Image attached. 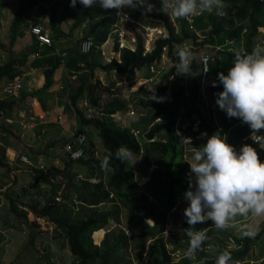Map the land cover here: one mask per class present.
Returning a JSON list of instances; mask_svg holds the SVG:
<instances>
[{
  "label": "trees",
  "instance_id": "trees-1",
  "mask_svg": "<svg viewBox=\"0 0 264 264\" xmlns=\"http://www.w3.org/2000/svg\"><path fill=\"white\" fill-rule=\"evenodd\" d=\"M38 1L40 0H19L18 7L9 25L10 46L7 48V44H4L2 40L0 41L1 50L8 53V58L0 63V85L6 79L8 80L21 73L20 66L26 62L27 56L32 51H37L35 43L31 42V46L25 47L26 49L21 50L16 57L12 47L17 37H19V33L28 25L29 11ZM41 1L47 6H41L39 11L42 14L49 11L52 16L50 27L54 39H60L64 36L71 37L75 29L86 23L83 34L78 38L76 37L78 48L73 50L65 65L70 72L76 74L69 93V100L74 107L77 118L78 129L76 133L90 132L88 129L92 127L96 130V134L101 141L100 156L96 155V150L91 149L94 142L90 140L89 145H86L85 142L84 156L76 161L88 165L93 171L97 170L101 177L97 181L88 182L85 179L92 177L93 172L90 171L89 176L82 180L85 183L88 182V184L80 187L77 200L87 205H98L101 202L108 201L111 202V205L108 209L84 215L81 214V211H72L70 208L72 206L67 200L59 204L53 203V195L58 189V184L50 182L45 175L46 172L41 170L43 181L51 185L47 193H52V196L42 206L29 204V211L17 212L13 210L16 216L23 218L29 228V244L36 249L35 241L39 234L46 231L39 228L34 219L30 217L29 214L32 213L31 215H38L52 222L53 230L46 232L54 233V236L57 235L61 239L62 246L67 245L69 252L74 257L70 264H95L96 262L98 264H215L217 256L225 251L230 253L232 264L242 259L249 247L264 232V222L255 239L242 238L241 235L233 233L227 235L222 231L220 233L224 237L222 241L230 236L229 240H233L237 247L220 246L211 251H205L203 248L195 254L193 259L186 258L185 254L178 259L173 257L174 250L186 251L188 247V238L182 228L178 227L177 229L176 226L172 225L167 233L163 232V228L166 218L169 217L167 214L171 213L174 208L181 209L180 212L183 214V210L187 206V201L183 197L189 186L188 173L190 166L187 161L191 160V158L190 160L186 159L187 144L194 143L196 150L212 134H219L232 144L250 131L247 124H243L238 118L229 119L224 111L216 113V120H214L210 111H207L209 112L207 114L204 108L197 104L199 101L197 84L201 72L200 55L208 53L219 57L220 60L212 64L213 70L210 80L206 79L205 82L207 99L216 101L215 94L222 91L223 87L217 81V74L219 72L227 73V69L233 61V51L216 49L215 46L223 43L226 38L232 40L238 37V32L241 31L242 26L233 28L236 18L249 16L250 23L247 30H249V33L257 30L258 25L261 23L256 20V11L261 8L260 0H224V3L227 4L224 8V16H218L216 12H213L194 17V24L196 21H200L204 29L207 27L209 29L203 31L202 38H199L196 31L189 28L186 20H176V30L171 19L166 14L158 11L161 0H150L151 3L155 4L157 11L147 14H142V9L139 7L135 9L128 8L127 11L135 20L143 21L146 25H151L153 19L162 22L166 29V35L156 38L152 50L143 55L144 40L138 32H135L137 41L135 50L131 51L123 48L120 51V62L111 59L104 63L101 61L100 49L96 45H101L107 39L111 23L115 18V10L104 11L99 6L84 8L81 4H76V7L73 8L70 7V0H66L63 8L59 10L61 0ZM58 11H60V19L56 20L55 16ZM66 15L73 18L68 32H64L60 26ZM205 16L209 20L208 18L206 20ZM38 21L39 19H34L31 23L34 24ZM88 36L92 38L95 46H93L91 52L83 54L79 45ZM184 41L194 47L191 48L195 56L192 61V71L196 74L186 76L185 80L182 75H178L176 90L170 100L164 99L163 102H156L149 100V98L154 89L158 97L164 96L168 88L167 78L171 73H176L173 67L176 62L171 64L168 70L163 71L159 81L138 84L136 92L140 96L139 102L145 108H149L150 112L145 118H142L143 128H141L138 136L132 133L131 126H122L111 116L116 111L126 109L124 102L117 98L105 102L102 113L87 115L86 108L97 109L99 107L98 103L102 93L96 86V82L100 83V81L98 79L94 81L95 69L99 68L104 72L114 71L118 77L128 72L133 75L134 70H138L144 65L150 63L161 65L162 46H167L169 53L174 46ZM245 45L248 47V41L245 42ZM47 59H49V66L43 70L44 88H48L52 84L54 70L60 63L57 56H51ZM213 81H217L216 87L212 86ZM100 89L105 91L107 88L101 85ZM185 90L188 91L187 95ZM13 98H0V111L10 109L14 103ZM81 99L86 101V108L77 105ZM144 99L148 101H144ZM182 109L184 110L182 111ZM192 115L200 119V130L207 133V136H204L205 139L199 144L195 143L194 136L197 134L196 132H191L193 140L185 143L183 136L178 135L174 130L177 116L193 122ZM135 125L139 124L136 123ZM188 130L189 128L183 130V133L185 134ZM121 146L131 149L135 154L134 156H142L143 164L146 167L154 166L148 177L141 180V184H138V180L131 170V163L120 162L114 155L109 157V152L115 153ZM257 151L259 155L262 152L261 149ZM62 156L67 166L73 163V161L67 160L63 154ZM105 160L109 161L107 164L109 171L107 172L105 168H102V162ZM0 165H2L1 157ZM110 193L113 194L111 198L109 197ZM11 202H14V200L11 199ZM122 210L126 211L128 218L126 225L120 222ZM148 219L153 222L151 223ZM111 221L115 223V226L102 232L101 229L107 227ZM180 223L188 227L184 219H181ZM176 224L178 225V221H176ZM123 226L129 229L132 228L133 233L128 236ZM196 227L198 229L208 228L207 231L211 232L215 230L211 226V221L198 224ZM36 229L37 232H35ZM170 231L172 232L170 233ZM1 234L0 232V236ZM99 236L101 239L99 243H96ZM169 244H171L172 249L168 247ZM131 249L133 250L132 253ZM144 250H146V256L141 261ZM127 251L128 253H126ZM134 251L136 252L134 253Z\"/></svg>",
  "mask_w": 264,
  "mask_h": 264
},
{
  "label": "crops",
  "instance_id": "crops-1",
  "mask_svg": "<svg viewBox=\"0 0 264 264\" xmlns=\"http://www.w3.org/2000/svg\"><path fill=\"white\" fill-rule=\"evenodd\" d=\"M63 2V0H61ZM60 1V2H61ZM261 8L260 10L256 11V20H258L260 25H258L257 30L253 33H249L247 27L250 23L249 16L246 17H239L236 18L233 23V28L242 26L240 32H238V37L236 39H225V41L221 44H217L215 46L216 49H227L232 50L238 49L242 52L247 51L250 52L252 50L254 42L264 34V0H260ZM47 6V4H44ZM227 4H225V7ZM60 10V9H59ZM30 12V11H29ZM49 14L50 12L47 11ZM46 12V13H47ZM60 11L57 12L55 19H60ZM37 16L43 15L40 11L36 13ZM51 15V14H50ZM198 16V15H196ZM195 16V17H196ZM207 16L205 19L207 20ZM209 20V18H208ZM73 18L71 16L66 15L63 21L60 23L61 29L64 32H68ZM88 24V23H87ZM29 25V24H28ZM28 25L27 27L23 28V31L19 33V37L15 40L13 44V52L17 57L19 52L25 47H30L31 42H34V37L28 32ZM194 25V31H196L199 38L203 37V31L207 30L204 29L203 24L200 21H196ZM84 26L86 23L83 24L81 27L75 29L73 35L70 37L64 36L60 39H54L53 31L51 30V37L53 38V44L51 46H35L37 51L31 52L27 58L26 62L20 66L21 74H23L24 78V89L20 92L19 96H14V103L10 109L3 111L0 117V147H1V163L0 165V207H4L6 205L7 210L13 214V210L17 212H25L29 211V204L32 201V197L38 194L36 191L39 192L41 195H47L46 192L51 187L48 183L43 181L42 175L43 172L34 173L32 172L28 166H33L32 164H39L42 163L46 167V176L53 183H61L65 181L62 176L58 174V177L53 175L54 171H57L64 176L63 171L66 170L67 164L61 153L59 154L61 159L64 161V166L60 164L59 157L57 155H49V151L54 147L56 143H60V148L62 147L63 143L69 140L78 129L76 113L74 107L71 105L69 100V93L70 87L72 85L73 80L76 78V74L70 72L65 63L67 62L68 58L71 57L73 50L78 48V42L76 37H80L84 32ZM204 29V30H203ZM209 30V29H208ZM205 35V34H204ZM248 41V47H246L245 42ZM111 39L108 38L107 41L102 45L100 50L105 53V47L108 46V52L110 53L113 48L111 45ZM51 56H57L60 59L59 66L54 70L53 73V82L48 88L43 87L44 83V73L43 70L49 66V59ZM8 58V53L6 51H1V63ZM104 56L101 55V60L103 61ZM41 61V62H40ZM108 61V60H105ZM40 64H39V63ZM104 63V62H103ZM168 70V68L166 69ZM165 70V71H166ZM135 70L133 71V82L130 85V90L128 96H122L118 98L120 101L124 102L126 106H129L130 109L128 110L127 114H122V111H116L112 114L113 117L119 118L120 123L122 126H131V128H138L141 130L143 128L142 118L147 116L149 112V108H145L141 105L140 96L136 92L138 87V83L135 82L137 79V75L135 74ZM162 73H159V79L162 76ZM96 71H94V76ZM173 74V75H172ZM172 75V76H171ZM149 76V75H148ZM176 73H171L170 76L167 78L168 80V88L164 94V98L170 100L172 94L176 90V80H177ZM143 78V77H142ZM158 78V77H157ZM98 79V78H97ZM6 81H3L1 84V99H9L11 97L4 95L3 87L6 84ZM102 81V80H101ZM125 82V78L119 82ZM130 81V80H129ZM127 82V81H126ZM105 86L106 84L102 82ZM113 98H109L108 96L106 102L114 99L117 97L116 93L109 94ZM101 97V95H100ZM103 99V98H102ZM101 98L99 99V107L97 109L86 108L87 103L84 99L79 100L77 105L81 108H86L85 112L88 116L93 115L92 112H96L98 114L102 113V107L105 103L104 100ZM144 101H148L144 99ZM198 101V100H197ZM138 102V104H136ZM211 105L214 108V114L212 117L215 119L216 113L222 111L218 108L216 101H210ZM197 104L204 108V111L207 112L206 109L207 103L204 101H198ZM187 108V107H186ZM134 109L135 113L133 115L137 116L136 120H128L127 115H129V111ZM185 109V107H184ZM182 109V111L184 110ZM126 116V117H125ZM132 116V115H129ZM133 122L138 123L139 125H132ZM136 126V127H135ZM140 126V127H138ZM87 136V135H86ZM89 138V135H88ZM87 138V140H88ZM205 139L204 136L195 138V143L199 144ZM199 141V142H197ZM90 142V138H89ZM89 145V143H87ZM194 143L187 144L186 149V159L190 160L191 154L195 151ZM89 147V146H88ZM98 147L96 143L94 146L91 147L92 150H95ZM260 149V148H259ZM258 149V150H259ZM61 151V150H59ZM19 155H25L30 163H25L19 160ZM44 156H52L51 165H47L44 163L42 157ZM138 156L137 158H139ZM260 160L264 161V150L259 155ZM31 158L37 159L34 163L31 161ZM154 167V166H151ZM151 167H146L143 164L142 158L138 160L135 169L133 171L134 176L137 180H143V178H147ZM89 172L92 173L93 181H97L101 174L96 170L93 171L91 168L88 169ZM106 172L109 171V168H105ZM77 175H82V173L78 172ZM65 177V176H64ZM71 178H68V180ZM41 198V197H40ZM39 198V199H40ZM11 199L14 202H11ZM69 201L72 203L74 200H77V194L72 191L69 193ZM12 203V204H11ZM32 204V203H31ZM38 204V203H37ZM111 205V202H101L98 205H95L98 210H105L108 209ZM42 206V205H41ZM92 205L82 204V207L79 205L78 209L80 211L84 210V208L91 207ZM181 209H173L171 213L167 214L169 217L171 216L174 221H177L178 216L182 213L180 212ZM183 215V214H182ZM254 223L259 224L260 227L264 222V217H255V216H248L245 218H241L236 221L235 227L239 228H231V230L224 231L227 235L229 233H233L236 235H240V231L244 225H252ZM22 227H24L28 233L29 237V228L25 224L22 219H18ZM151 223L153 222L151 219H148ZM181 221V220H180ZM245 221V222H244ZM121 224H123L122 218L120 220ZM243 223V224H241ZM252 223V224H251ZM255 224V225H256ZM111 227L115 226V223H111ZM119 225V224H118ZM175 228L178 227L185 229L187 228L185 225L181 224L180 222L177 224H172ZM125 226H123L124 228ZM1 228V226H0ZM108 228H102L101 230L105 232ZM208 229V228H205ZM2 230V228H1ZM175 230V229H174ZM37 232V229L35 230ZM172 231H170L171 233ZM176 233V232H174ZM221 232L214 230L213 232L207 231V235L209 240L205 243L204 249L205 251L214 250L220 246L228 247L230 244L224 239ZM165 235V234H163ZM169 235V234H168ZM229 238H231L229 236ZM12 239V238H11ZM101 238L96 243H99ZM13 240V239H12ZM232 240V239H231ZM55 241V245L52 243ZM61 239L56 235L53 236L51 239L52 250L54 253L58 254L61 253L64 256L70 254L67 245H61ZM233 241V240H232ZM1 244V243H0ZM170 247L171 244L169 245ZM168 246V247H169ZM237 247L236 243L233 242V245L228 248ZM172 249V248H171ZM173 253L175 259H178L180 256L184 255L186 251L181 250H174ZM18 253V250H17ZM127 253V252H126ZM145 253V254H144ZM5 255H8L6 250L4 251ZM143 257L141 261L145 259L146 250L143 252ZM14 258V257H12ZM235 264H264V232L260 234V237L249 247V250L245 254V256L235 261Z\"/></svg>",
  "mask_w": 264,
  "mask_h": 264
},
{
  "label": "clouds",
  "instance_id": "clouds-1",
  "mask_svg": "<svg viewBox=\"0 0 264 264\" xmlns=\"http://www.w3.org/2000/svg\"><path fill=\"white\" fill-rule=\"evenodd\" d=\"M84 8L99 6L104 11L116 10L121 14L124 8H141L142 14L157 11L150 0H79ZM77 0H70L75 8ZM224 0H161L158 11L170 19L190 20L194 15L216 12L223 14ZM176 75H195L192 71L194 53L187 44L175 48ZM217 81L222 91L216 93L218 108L226 116L238 118L250 129L254 143L264 150V34L257 38L250 52L233 49V61L227 73L219 72ZM217 81L212 86H217ZM155 89L149 100L163 102ZM207 136V133H201ZM120 162L135 164L142 158L134 159V153L126 146L119 147L115 153L109 152ZM108 160L102 162L106 168ZM188 173V189L184 192L187 206L183 218L188 227L183 229L188 238L185 256L193 259L209 240L207 229H198V224L211 221L218 232L236 226V221L248 216L264 217V161L251 144H243L239 151L219 134L208 136L205 143L191 154ZM261 228L259 224L244 225L241 237L255 239ZM215 264H232L229 252L217 256Z\"/></svg>",
  "mask_w": 264,
  "mask_h": 264
},
{
  "label": "built area",
  "instance_id": "built-area-1",
  "mask_svg": "<svg viewBox=\"0 0 264 264\" xmlns=\"http://www.w3.org/2000/svg\"><path fill=\"white\" fill-rule=\"evenodd\" d=\"M45 3L43 1H38L30 10L29 13V22H28V32L34 37V41L37 46H51L53 44V38L51 37V27L50 24L52 22V16L47 12L43 15L37 16L36 13H39L40 7L43 6ZM77 4L79 3V0H77ZM128 8H124L123 12L121 14H117L115 10V18L113 22L111 23L110 32L107 36V39H111V45L113 50L109 53L108 61L111 59H116L118 62H120V51L123 48L129 49L131 51H134L137 46L136 36L135 32H138L143 40H147V42L152 41V44L146 45L144 43V49L142 54H146L150 52L153 48V43L156 38L159 36L164 37L166 35V32L163 28L159 29L160 26L155 25H146L143 24L137 20H135L130 13L127 11ZM218 15V14H217ZM194 15L190 20H186L189 24V28L194 30ZM218 16H224V10L223 14H220ZM34 19H39L38 22L32 24L31 21ZM172 23L176 25V20L171 19ZM177 30V27H175ZM152 29H159V32L153 33ZM162 30V31H161ZM151 31V32H150ZM112 35V37L110 36ZM107 39L101 44L96 45L98 49L104 45V43L107 41ZM182 44H187L188 47L194 48L192 45H190L188 42L184 41L180 43L179 45H176L172 48V50L168 53L167 46H162L161 48V65H157L156 63H150L148 64V72L150 73L149 76H145L143 78H137L135 79L136 83H155L159 81V78H156L155 75L158 76L159 73L164 71V65L165 63L174 64L177 61V57L175 56V48L177 46H180ZM94 42L90 36L85 37L79 45L80 51L83 54H87L91 52L93 48ZM100 53L102 56H104V52L100 50ZM220 60L219 57L215 55H211L208 53H203L200 55V78L198 81L197 86V93L198 98L202 102L207 103L208 106H206V109L211 112V114H214V108L211 105L210 101L206 97V90H205V82H206V76L209 71L210 65L213 63H217ZM172 76V75H171ZM186 76H183V79L185 80ZM185 84V82H183ZM24 89V78L23 74L19 73L14 75L12 78L8 79L5 86L3 87L4 95L9 97L19 96L20 92ZM185 94H188V91L185 90ZM3 111H0V117L2 115ZM134 109H131L129 111V115L134 114ZM112 116V114H111ZM194 118V121L191 122L188 119H182L181 116H177L176 123H175V132L178 135L183 136V141L185 143H189L193 140V136L191 135V132H196L197 134L194 136L195 138L201 137V133H206V131L200 130V119L196 117L195 115H192ZM114 118V117H113ZM115 119V118H114ZM118 122V120H116ZM119 123V122H118ZM189 128V130L184 134L183 130ZM132 133L135 136H138L140 134V129L138 128H131ZM258 134H264V132L258 133ZM250 131L241 136L238 140L234 141L231 145H233L237 151H239L240 147L247 143L251 144L253 147H255L257 150L259 149V145L254 143L251 139H249ZM85 142H86V134L84 132H78L72 134L71 138L67 140L61 147V152L64 155V157L69 161H76L84 156L85 154ZM229 143V142H228ZM230 144V143H229ZM19 160L25 163H30L28 158L25 155H19ZM38 168L44 172H46V167L44 164L39 163ZM33 197L36 198V194L33 195ZM109 197H113V194L110 193ZM64 199L61 196V190H57L56 194L53 195V203L59 204L63 202ZM69 201V199L67 200ZM70 202V201H69ZM71 206L76 209H78L79 205L84 204L83 202L79 200H74L72 203L70 202ZM32 214V213H31ZM34 221L37 223L39 228L51 232L53 230L52 222L41 217L38 215H32ZM172 219L167 217L166 221L164 223L163 232L167 233L171 228ZM0 232L5 235V231L0 229ZM127 235L130 236V231H126ZM145 254V253H144Z\"/></svg>",
  "mask_w": 264,
  "mask_h": 264
},
{
  "label": "rangeland",
  "instance_id": "rangeland-1",
  "mask_svg": "<svg viewBox=\"0 0 264 264\" xmlns=\"http://www.w3.org/2000/svg\"><path fill=\"white\" fill-rule=\"evenodd\" d=\"M66 0H63V2L61 1L60 3V10L63 8V4ZM19 4V0H0V41L2 40V42H4V44H7V48L10 46V41H9V25L11 22V19L18 7ZM152 24L151 26H155L158 25L160 26L159 29L164 28V26L162 25V22L153 19V21H151ZM141 23L145 24L143 21H141ZM176 27V25H174ZM27 27V26H26ZM159 29H155L156 32H159ZM154 29H152L151 31L154 33L155 32ZM161 30V31H162ZM164 30H166L164 28ZM150 31V32H151ZM155 32V33H156ZM112 37V35H110ZM146 45H148L149 43L152 44V41L147 42V40H145L143 42ZM13 48V47H12ZM105 53H104V58L109 57V52H108V46L105 47ZM1 46H0V63H1ZM105 60L108 59H104L102 62H107ZM170 63H165L164 68L163 69H167L169 68ZM209 72H208V76H207V80H210L211 77V73L213 70V65H210L209 67ZM96 74L94 76V81H98L96 82V86L98 88V90H101V99L104 100L106 102L108 96H110L109 94L112 93H116L118 95H116L117 97L114 98H120L122 96H128L129 90H130V85L133 82V75L130 74V72L122 75L121 77H118L114 71H107L104 72L102 70H100L99 68L95 69ZM135 74L137 75V78H142L145 76L150 75V73L148 72V65H144L143 67H141L138 70H135ZM155 77L159 78V75H155ZM125 78V82H119L122 81ZM102 80V81H101ZM130 80V81H129ZM127 81V82H126ZM102 82H104L106 85L105 91H103L101 88V85L104 86L102 84ZM0 93H1V85H0ZM109 98H113L112 96H110ZM138 104V102L136 103ZM130 109L129 106H126L125 110H122V114H127L128 110ZM93 115H98V113L96 112H92ZM114 116V115H113ZM128 120H136L137 116L133 115L129 116L127 115ZM115 120H118V122L120 123V119L114 117ZM121 124V123H120ZM138 124V123H137ZM133 125H135V122H133ZM87 129V128H86ZM88 130H90V132L88 131L87 133H85L87 135H89L90 140H93L94 143H96L98 145V148H96V155L100 156V149H101V141L98 137V135L96 134V130L92 127H90ZM89 138L86 141V145L87 143H89ZM61 150L60 148V143H56L54 145V147L51 149V151H49V155H57L59 157L60 160V164L64 166V161L61 159L60 157V153L62 155V152L59 151ZM60 152V153H59ZM0 154H1V147H0ZM86 157V156H85ZM138 156H134L133 158L136 159ZM43 161L45 164L47 165H51V161H52V156H44L42 157ZM37 159L35 158H31V161H33L34 163L36 162ZM138 162V161H137ZM137 162L133 165H131V170L132 172L135 169V166L137 164ZM33 166H28V168L34 172V173H40L42 172L39 168H38V163L37 164H32ZM153 167H151L152 169ZM89 166L85 165L83 163L80 162H73L71 166L66 167V170L63 171L62 173H64V176L61 175L58 170L53 172V175L58 177V174L60 176H62L64 179H66L65 181H62L61 183H56L58 184V189L57 190H61V196L62 198L65 200H68V195L70 192L74 191L77 195H78V191L80 189V187H82L83 185H87L88 182H94L93 179L87 178L89 176ZM80 172L82 173V175H77V173ZM68 178H71V180ZM87 178V179H85ZM83 179L87 180L88 182L85 183L84 181H82ZM85 184H84V183ZM138 184H141V180H138ZM50 190V187L48 189V191ZM36 193L38 194V197H32V201L30 202V204H37L39 206L43 205L45 202H47L49 200V198L52 196V193H47V195H41L39 194L38 191H36ZM56 194V193H55ZM41 197V198H40ZM40 198V199H39ZM81 206V205H80ZM95 205H92L91 207H87L84 208V210L81 211V214L87 215L88 213H92V212H97L98 209L96 207H94ZM82 207V206H81ZM72 211H80V209H76L75 206L74 207H70ZM30 217L32 218L33 216L31 215V213L29 214ZM121 218L123 221V225H126L128 223V218L126 215V211L122 210L121 213ZM172 219V224H176V221H174V217L172 218L171 216L169 217ZM179 219H177L178 223L180 222L181 219L183 218V215L178 216ZM18 219H22L21 217L16 216L14 213L11 214L8 210L6 205L4 207H0V226L2 228V230L5 231V235L1 234L0 236V264H48V262H50V264H70L74 257L70 254H68L67 256L62 255L61 253H54V251L52 250V245H51V239L54 236V233H49V232H42L41 234H39L36 242V246L37 248L35 249L33 245L29 244V237H28V233H26V229L24 227H22V225L20 224ZM245 222V221H244ZM112 221L110 222V224L107 225L106 228L110 229L112 228L111 226ZM243 224V223H241ZM252 224V223H251ZM256 223H254V219H253V224L255 225ZM260 224V223H259ZM53 225V224H52ZM237 226V225H236ZM0 228V229H1ZM105 228V227H104ZM235 228H239V227H235ZM124 231H130V235L131 233H133V229L132 228H128V227H124L123 228ZM231 230V229H230ZM38 231V230H37ZM103 232V231H102ZM241 232V231H240ZM13 240H12V239ZM100 238V236H99ZM98 239V237H97ZM226 241L228 242V244H230L228 247H231L233 245V241L229 240V237L227 236ZM50 242V244H49ZM94 242V239H93ZM55 245V241L52 242ZM170 245V244H169ZM169 248L171 249V247L169 246ZM6 250V252L8 253V255L5 256L4 251ZM18 250V253H17ZM133 252V250L131 249V253ZM136 251H134L135 253ZM175 252V251H174ZM173 252V253H174ZM128 253V251H127ZM14 257V259L12 258ZM175 257V256H173ZM54 262V263H53ZM141 263V262H140ZM95 264H98V262H96Z\"/></svg>",
  "mask_w": 264,
  "mask_h": 264
}]
</instances>
